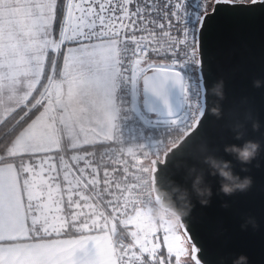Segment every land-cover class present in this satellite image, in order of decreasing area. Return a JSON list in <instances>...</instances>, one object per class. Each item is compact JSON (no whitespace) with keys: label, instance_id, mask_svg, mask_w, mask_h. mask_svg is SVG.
<instances>
[{"label":"snow or ice","instance_id":"1","mask_svg":"<svg viewBox=\"0 0 264 264\" xmlns=\"http://www.w3.org/2000/svg\"><path fill=\"white\" fill-rule=\"evenodd\" d=\"M241 27L264 37V0H0V264H214L200 217L146 209L205 128L178 69L203 81L209 43ZM118 78L166 105L180 89L155 150L110 143Z\"/></svg>","mask_w":264,"mask_h":264},{"label":"water","instance_id":"2","mask_svg":"<svg viewBox=\"0 0 264 264\" xmlns=\"http://www.w3.org/2000/svg\"><path fill=\"white\" fill-rule=\"evenodd\" d=\"M208 55L203 81L197 70L205 128L190 146L191 155L176 162L175 174L158 179L155 201L160 211L176 219L194 213L200 217L214 264H233L240 256H246L248 264H264V37L248 27L226 30L209 43ZM140 86L144 115L171 120L169 109L174 116L182 114L180 89L168 84L166 105L142 81ZM249 141L259 145L250 163L226 151ZM225 163L224 170L238 180L219 174ZM246 177L252 181L247 190H221L223 184L231 186Z\"/></svg>","mask_w":264,"mask_h":264},{"label":"rangeland","instance_id":"3","mask_svg":"<svg viewBox=\"0 0 264 264\" xmlns=\"http://www.w3.org/2000/svg\"><path fill=\"white\" fill-rule=\"evenodd\" d=\"M183 74L186 78L185 73ZM198 81L199 79L194 75L191 76V80H188V83L193 87L192 89L197 95L201 91ZM140 87V81L133 83L130 80L118 78L114 93L117 112L114 120L113 135L120 140V145L123 148H136L143 145L145 150L151 151L155 150L161 141H152L143 135L141 136L138 124H143L145 127L152 129H171L173 126L170 124V120H157L153 117L147 118L142 114ZM154 208H159L155 199H153L146 209L147 220L152 223L157 221L164 222L159 214L153 216ZM170 219L177 220L174 217H168L166 222H169Z\"/></svg>","mask_w":264,"mask_h":264},{"label":"clouds","instance_id":"4","mask_svg":"<svg viewBox=\"0 0 264 264\" xmlns=\"http://www.w3.org/2000/svg\"><path fill=\"white\" fill-rule=\"evenodd\" d=\"M256 87L261 86L260 81L254 82ZM222 96V94H221ZM213 113L216 115H219L218 109H213ZM259 145L256 143H253L251 141L246 142L245 145L241 148H237L235 146H232L231 149H226V151H233L237 153L238 158L243 163H250L253 159H255V156L257 154ZM227 163L224 164L223 168L219 169V174L225 179V180H238V177H234L230 171H225L224 168H227ZM251 178L246 177L242 182L236 183L233 185L229 184H223L221 186V190L225 194H232L236 190L245 191L251 186ZM206 203V202H205ZM233 264H248V259L246 256H240L236 260L233 261Z\"/></svg>","mask_w":264,"mask_h":264},{"label":"trees","instance_id":"5","mask_svg":"<svg viewBox=\"0 0 264 264\" xmlns=\"http://www.w3.org/2000/svg\"><path fill=\"white\" fill-rule=\"evenodd\" d=\"M195 0H190V4H194ZM183 67L179 68V71H183ZM194 76H196V78H198V73L197 70L193 73ZM199 82V81H198ZM143 114V113H142ZM144 115V114H143ZM145 117L149 118V116L144 115ZM139 128H140V134L141 136L143 135L146 138L151 139L152 141H162V140H166L174 131L173 128L171 129H152V128H147L145 127L143 124H138ZM118 133V132H117ZM110 143H112L114 146L117 147H121L120 145V140L118 138H115L113 141H111ZM162 213H166L163 211H160L159 208H154V212H153V216H157L158 214L161 215ZM169 217H173L170 214L166 213Z\"/></svg>","mask_w":264,"mask_h":264},{"label":"built area","instance_id":"6","mask_svg":"<svg viewBox=\"0 0 264 264\" xmlns=\"http://www.w3.org/2000/svg\"><path fill=\"white\" fill-rule=\"evenodd\" d=\"M183 73H185L187 81L191 80V76H193V73L196 71L192 65H185L183 66ZM181 72V73H182ZM182 75L184 76V74ZM185 77V76H184ZM193 87L191 86L190 91L193 93L192 100L195 102L197 99L201 98V93L197 95V93H194V90L192 89ZM186 111V105H184V100H183V107H182V114ZM161 219L166 222L168 220V215L166 213H162L160 215Z\"/></svg>","mask_w":264,"mask_h":264},{"label":"crops","instance_id":"7","mask_svg":"<svg viewBox=\"0 0 264 264\" xmlns=\"http://www.w3.org/2000/svg\"><path fill=\"white\" fill-rule=\"evenodd\" d=\"M173 222H175L173 219H170V220H169V223H173Z\"/></svg>","mask_w":264,"mask_h":264}]
</instances>
